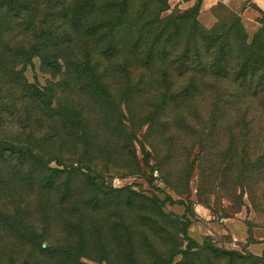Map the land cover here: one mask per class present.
I'll return each instance as SVG.
<instances>
[{"label":"rangeland","instance_id":"374dc122","mask_svg":"<svg viewBox=\"0 0 264 264\" xmlns=\"http://www.w3.org/2000/svg\"><path fill=\"white\" fill-rule=\"evenodd\" d=\"M1 2L0 139L41 160L2 166L4 264H264L261 11L219 2L205 25L200 0ZM48 31L56 75L20 55ZM217 60L227 79L197 71Z\"/></svg>","mask_w":264,"mask_h":264},{"label":"trees","instance_id":"16d2710c","mask_svg":"<svg viewBox=\"0 0 264 264\" xmlns=\"http://www.w3.org/2000/svg\"><path fill=\"white\" fill-rule=\"evenodd\" d=\"M1 1L2 0H0V5H2ZM201 1L202 0H200V3H201ZM212 37H213L212 33L204 32V39L207 42L210 39H212ZM54 38H55V33L52 31H48L44 35H40L38 37V39H36L37 41L35 43H32V45L29 47V49L27 51L24 50V52H22L20 54L21 56H24V58L27 60L26 61L25 59H23L22 63H26V62L30 63V61L33 59L34 56H39L41 61H42L43 67L49 68V70H51L53 75H56L57 73L61 72V69H63L64 66L62 65V63H60L59 60H61L62 57L58 55V53L55 51L53 46H51L49 43L50 40H53ZM39 39H40V41H39ZM221 51L224 52V50H221ZM223 61L224 60H222V61L217 60V61H214L213 63L200 62V65H195V66H197V71H199L201 69L203 77H211V78H215V79H227L229 77V73H230V66H229V64L224 65ZM249 63H250V65L241 67L238 71L237 77L234 78L235 84L238 87L240 85V83L238 81H243V82L248 81L249 76L250 75L252 76L253 74H255L258 71L257 68L260 69V67H257L258 66L257 65L258 60L255 59L254 61H252V63H251V61ZM17 66H18V64H16V63L11 64L10 66L5 65V68H6L5 69V75L9 76V74L13 73L12 74L14 76L13 79L23 85V80H22L23 79V73H22L23 68L19 70ZM67 66L65 67V69L68 68ZM0 67H1V65H0ZM84 67H85V69H84ZM2 68H3V66H2ZM81 68L83 70H91L88 66L80 67V69ZM187 70H190V71L193 70L190 64H189V66H187L186 71ZM76 71L79 72L78 68H76ZM65 72L68 75H72V73H73L72 70L71 71L65 70ZM202 79L203 78H195L194 80L190 81V83L186 87H184V89L182 91H180L181 92L180 95L181 96L182 95L189 96V95L193 94V92H199L201 90ZM260 91H261V93L258 92V96H261V94L264 93V88H262ZM254 96H257V94H255ZM38 97L42 98V95L40 94V96H38ZM224 103L230 105L233 103H237V101H234L233 99L227 97V99H226V101H224ZM39 156L40 155H36L34 153V150L31 147L16 144V143H9V142H7L6 139H0V185L3 183V180L5 178L4 175L1 173L2 166H4V164H6L8 162H9V164H11L15 160L14 164L10 165L11 168L13 169V171H15V170H17V168H19V165L28 157H37L33 160L38 162V163H41ZM9 164H8V166H9ZM119 191H121V190H118V192ZM17 215L18 214H15V213L11 214V216L14 219H16ZM6 221L10 225L13 224L10 219H7ZM6 221H3V222L5 223ZM13 221H15V220H13ZM16 222H18V221H16ZM14 225H15V222H14ZM19 236L24 238V233L22 234V232H20ZM192 242L193 243H191V245L188 246L189 251H191L193 248H196L197 251H203L206 248V245H199L195 241H192ZM6 243H7V241L0 242V264H4L2 256L4 255L3 249L6 248ZM211 249L215 253L223 252V253L228 254L232 260H234L235 257L243 258L245 260L248 258L245 255H243L242 253L237 252V251H226V250L216 249V248H212V247H211ZM252 257H254V256H252ZM255 258H257V257H255ZM31 260H30V262L32 264ZM22 264H28L26 259Z\"/></svg>","mask_w":264,"mask_h":264},{"label":"crops","instance_id":"0c3cea01","mask_svg":"<svg viewBox=\"0 0 264 264\" xmlns=\"http://www.w3.org/2000/svg\"><path fill=\"white\" fill-rule=\"evenodd\" d=\"M219 2L222 3H239V4H249L250 7H255V9L261 11L264 14V0H202L201 1V11L199 15V20H201L205 25H209L214 23V20L212 19V9L214 6H216ZM211 18L210 20L205 21L203 16H208Z\"/></svg>","mask_w":264,"mask_h":264}]
</instances>
